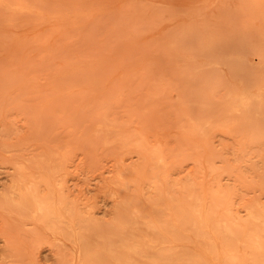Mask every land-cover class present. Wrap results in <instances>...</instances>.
<instances>
[{
	"label": "rangeland",
	"instance_id": "obj_1",
	"mask_svg": "<svg viewBox=\"0 0 264 264\" xmlns=\"http://www.w3.org/2000/svg\"><path fill=\"white\" fill-rule=\"evenodd\" d=\"M232 93L251 108L224 112ZM204 116H219L210 155L189 133ZM155 136L177 150L170 176L160 170L168 195L221 185L220 213L242 220L264 204V0H0V264L79 256L9 203L20 168L52 174L61 162L53 182L104 228L115 192L149 208L124 176Z\"/></svg>",
	"mask_w": 264,
	"mask_h": 264
},
{
	"label": "bare ground",
	"instance_id": "obj_2",
	"mask_svg": "<svg viewBox=\"0 0 264 264\" xmlns=\"http://www.w3.org/2000/svg\"><path fill=\"white\" fill-rule=\"evenodd\" d=\"M251 105L249 95L232 93L223 111L233 114ZM218 117H200L189 131L202 140L207 155L211 153L209 131ZM217 129L224 131L221 126ZM155 138L150 151L141 141L140 147L147 152L144 167L124 176L130 183L139 181L137 190L147 195L149 208L115 192L118 213L108 223L110 227H99L92 211L73 202L65 187L53 182L52 176L63 169L61 162L52 166V174L27 175L20 168L21 176L11 184L9 203L22 217L30 215L51 228L57 239L71 241L79 255L73 264H264V204L246 207L247 218L242 220L230 207L228 215L220 213L225 200L221 185L216 191L204 188L200 193L192 184L182 186L180 196L168 195L159 181L160 170L170 176L173 159L169 155L177 150L167 153L157 145L159 136Z\"/></svg>",
	"mask_w": 264,
	"mask_h": 264
}]
</instances>
